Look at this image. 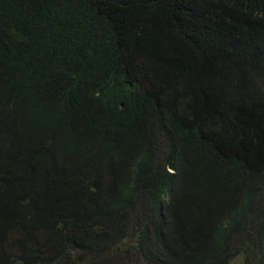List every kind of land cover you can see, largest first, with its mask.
Wrapping results in <instances>:
<instances>
[{
	"label": "trees",
	"instance_id": "16d2710c",
	"mask_svg": "<svg viewBox=\"0 0 264 264\" xmlns=\"http://www.w3.org/2000/svg\"><path fill=\"white\" fill-rule=\"evenodd\" d=\"M0 264H264V0H0Z\"/></svg>",
	"mask_w": 264,
	"mask_h": 264
}]
</instances>
